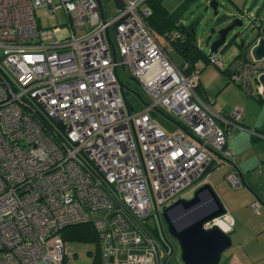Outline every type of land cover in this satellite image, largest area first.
<instances>
[{
    "label": "built area",
    "instance_id": "obj_1",
    "mask_svg": "<svg viewBox=\"0 0 264 264\" xmlns=\"http://www.w3.org/2000/svg\"><path fill=\"white\" fill-rule=\"evenodd\" d=\"M146 1L120 0L105 20L94 0H0V264H63L59 232L83 223L95 231L99 264H162L166 252L147 224L152 202L169 206L211 162L227 165L224 180L241 186L226 146L241 110L214 113L196 95L199 70L185 75L170 62L146 25ZM37 10L62 12L65 26L40 28ZM207 64L221 70L217 53ZM118 66L148 99L142 111L125 110ZM261 74L264 58L229 78L261 97ZM153 111L179 130L165 133ZM211 224L228 235L233 222L224 213Z\"/></svg>",
    "mask_w": 264,
    "mask_h": 264
},
{
    "label": "rangeland",
    "instance_id": "obj_2",
    "mask_svg": "<svg viewBox=\"0 0 264 264\" xmlns=\"http://www.w3.org/2000/svg\"><path fill=\"white\" fill-rule=\"evenodd\" d=\"M99 1L103 10V18L107 20L114 9L112 0ZM162 1L165 8L173 10V15L171 16L176 23H179L184 28L191 26L194 44L206 56L209 55V46L217 39L218 32L229 27L233 21H239L241 23L240 26H235L226 33L224 44L217 49V57L221 63V70L227 69L231 73L237 71L241 67L244 61L243 59H245V61L247 60V62L250 61L249 48L257 38V30L262 32L264 29V0ZM180 2H183L182 6L175 7L179 5ZM211 3L216 5L215 9H212L210 6ZM144 5L148 8L146 3ZM44 14V10L36 11L37 22L40 28L52 29L58 26H65L66 21L62 12H57V14L48 17H45ZM108 35L112 45H114L111 27L108 29ZM261 37L262 36H260V38ZM155 38L163 46L166 45L165 39L162 36L156 34ZM241 44L243 45L242 47L240 46ZM166 49V54L170 62L175 67L180 68L182 59L178 54L170 51L169 47H166ZM242 55H244V57H242ZM116 61L119 64L120 58L117 54ZM196 68H202V73L200 72V76L198 75L199 82L202 88H207L209 92L211 91L209 100H215L214 104L211 106L214 111L215 109H225V105L231 104L235 100L241 98V100L247 101L248 109H255L256 112L261 111V115L264 116V104L258 105L253 97L247 96L237 84L231 82L228 76L219 72L220 70L215 68L212 64L204 66V64L198 62ZM116 76L119 84L126 89L124 92L125 98L127 103L131 106L132 112L142 111L144 105L148 104V99L141 91L138 82L130 78L125 73L122 66L117 67ZM232 108L230 110H232ZM235 108L242 110L240 105H236ZM150 116L153 122L167 134H172L179 130L176 126L177 121L174 118L167 115L166 117L161 116L155 111L151 112ZM216 169L217 168H212L210 173L218 171ZM219 179L230 189L222 177ZM197 184L198 182L181 192L176 199H190ZM212 206L213 203L208 193H202L199 196L198 202L191 208L184 210L178 207L171 210L168 213L169 219L175 227H180L206 213ZM157 212L163 234L166 239H170L160 216L161 209L158 208ZM105 216V213H96L93 219L98 220ZM154 223L157 225L155 218L147 219L148 226L151 227ZM63 264H99V261H97L96 244L88 240H67L65 243ZM167 264L174 263L170 262L169 259Z\"/></svg>",
    "mask_w": 264,
    "mask_h": 264
},
{
    "label": "crops",
    "instance_id": "obj_3",
    "mask_svg": "<svg viewBox=\"0 0 264 264\" xmlns=\"http://www.w3.org/2000/svg\"><path fill=\"white\" fill-rule=\"evenodd\" d=\"M182 4L183 2H180L175 7H180ZM160 5L172 19L173 10L165 8L162 0H160ZM173 21L176 25H180L175 20ZM155 35L153 34L154 37ZM165 42V46L158 43L166 51L168 42L166 40ZM199 69L201 72L202 68ZM199 76L197 95L210 105L214 113L228 114L233 106L240 105L242 107L238 120L240 123H237L241 129L229 128L226 137L227 149L232 153V156L227 161L239 173L241 186L232 188L228 185L229 189L219 179L222 177L224 180V175L228 171L227 165L221 167L213 166L212 168H217L216 170L218 171L212 173L209 171L195 186L196 188L203 184L209 185L224 208L225 213L231 217L233 222L232 230L228 234L231 245L228 250L222 253L219 264H264V116L261 115V111L256 112L255 109H248L247 101H243L241 98L225 105L226 110L221 108L214 111L211 106L215 100H209L211 91L209 92L207 88H202ZM257 104L263 105L264 102H257ZM252 133L261 135L262 138H257ZM253 202H258L260 205L257 214L251 213L248 208Z\"/></svg>",
    "mask_w": 264,
    "mask_h": 264
},
{
    "label": "water",
    "instance_id": "obj_4",
    "mask_svg": "<svg viewBox=\"0 0 264 264\" xmlns=\"http://www.w3.org/2000/svg\"><path fill=\"white\" fill-rule=\"evenodd\" d=\"M94 1L96 2L100 18L103 19V11L100 1ZM112 4H114L116 6L115 8L117 9L121 8L120 0H112ZM210 6L212 7V9H215L216 7L214 3H211ZM240 25L241 23L239 21H233L229 27L219 31L217 34V39L213 41L209 46V54H215L217 52V49L224 44L226 33L233 27ZM260 36L262 37L260 38ZM107 42L109 44L112 58L114 60L115 55L113 47L108 39ZM240 46L242 47L243 45L241 44ZM249 56L250 59L254 62H258L262 58H264V29L262 30V32L257 30V38L249 48ZM124 71L128 75L125 69ZM256 82L261 88V98L264 99V74L259 75L256 79ZM125 90L126 89L121 84H119V92L123 106L125 110L129 112L130 108L128 107V103L125 98ZM212 166L213 162H211L206 167L203 176H205L210 171ZM147 190L152 201V195L148 187ZM202 193H208L213 203L212 208L201 216L189 221L188 223L180 227H175L170 221L168 213L174 208L178 207H181L184 210L191 208L198 202L199 196ZM152 209L154 211L158 231L163 238L158 212L153 202ZM224 213V208L221 206L214 192L207 184L197 186L194 189L192 197L190 199H177L169 206L162 209L160 216L164 222L167 235L175 246V253H173V248H171V246L168 247L169 253L163 260L162 264H166L169 259L170 262H173L174 264H219L222 253L230 248V238L218 225L211 224L210 227H205V225L207 223H210L212 220L220 217Z\"/></svg>",
    "mask_w": 264,
    "mask_h": 264
},
{
    "label": "trees",
    "instance_id": "obj_5",
    "mask_svg": "<svg viewBox=\"0 0 264 264\" xmlns=\"http://www.w3.org/2000/svg\"><path fill=\"white\" fill-rule=\"evenodd\" d=\"M146 5L150 10V15L145 18L146 25L152 34H158L166 40V36L170 35L172 32L176 31L181 36L179 39L172 41L170 44V51L175 52L182 59V65L180 67L185 75H189L191 72L195 71L196 64L201 62L205 66L207 65L208 55H204L200 49L194 44L193 32L191 26L184 28L180 25H176L174 21L169 17V14L161 7L160 0H147ZM245 55V54H244ZM242 55V57H244ZM243 62L245 59H243ZM184 66H187L183 68ZM198 75L200 69H198ZM223 74L229 77V71L220 70ZM197 87L195 88V93L197 95ZM198 96V95H197ZM253 97L256 102H264V99L258 95H248ZM156 231V230H155ZM152 229L151 232L156 233ZM60 237L64 243L67 240H88L96 244V234L90 223L76 224L72 226L64 227L59 232ZM97 246V244H96ZM97 261H98V250H97Z\"/></svg>",
    "mask_w": 264,
    "mask_h": 264
},
{
    "label": "flooded vegetation",
    "instance_id": "obj_6",
    "mask_svg": "<svg viewBox=\"0 0 264 264\" xmlns=\"http://www.w3.org/2000/svg\"><path fill=\"white\" fill-rule=\"evenodd\" d=\"M131 78V77H130ZM133 79V78H132ZM156 220V219H155ZM157 223V222H156ZM155 227H156V231H155V233H156V237H155V235H154V233H152L153 234V236L156 238V240H158V242H159V244H160V246H161V248H162V250L163 251H165L166 252V254H165V256L163 257V260L167 257V255H168V253H169V248L168 247H170L171 246V248H173V253H175V246H174V244L171 242V240L170 239H166L165 238V236H164V234H163V231H162V235H163V238L161 237V235H160V233H159V231H158V228H157V225H155ZM168 263V261L166 262V264Z\"/></svg>",
    "mask_w": 264,
    "mask_h": 264
},
{
    "label": "bare ground",
    "instance_id": "obj_7",
    "mask_svg": "<svg viewBox=\"0 0 264 264\" xmlns=\"http://www.w3.org/2000/svg\"><path fill=\"white\" fill-rule=\"evenodd\" d=\"M169 216V215H168ZM170 218V217H169Z\"/></svg>",
    "mask_w": 264,
    "mask_h": 264
},
{
    "label": "clouds",
    "instance_id": "obj_8",
    "mask_svg": "<svg viewBox=\"0 0 264 264\" xmlns=\"http://www.w3.org/2000/svg\"><path fill=\"white\" fill-rule=\"evenodd\" d=\"M213 167V166H212Z\"/></svg>",
    "mask_w": 264,
    "mask_h": 264
}]
</instances>
